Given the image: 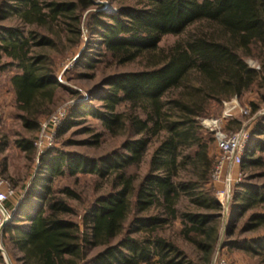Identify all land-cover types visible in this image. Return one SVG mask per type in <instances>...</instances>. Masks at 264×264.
<instances>
[{
  "label": "trees",
  "instance_id": "obj_1",
  "mask_svg": "<svg viewBox=\"0 0 264 264\" xmlns=\"http://www.w3.org/2000/svg\"><path fill=\"white\" fill-rule=\"evenodd\" d=\"M107 1L115 12L101 11L96 0L0 1V22L15 21L0 25V76L14 70L9 85L22 126L32 134L39 131L42 117L51 114L63 87L57 76L58 58L65 53L63 37L70 49H78L84 27L88 31L89 47L77 66L94 67L93 46L116 65L145 66L106 77L57 129L60 136L79 118L92 116L111 134L127 131L131 138L121 150L100 158L46 150L40 157L43 176L19 206L7 204L13 220L3 230L4 247L11 258L20 253L21 264H211L224 208L211 185L214 132L201 120L256 86L264 89V0ZM195 24L205 26L169 48L159 46L163 37L181 36ZM255 56L263 60L261 71L247 62ZM92 100L100 106L94 107ZM263 135L264 116L253 130L243 165L262 164V157L254 156L264 154ZM99 140L97 135L92 144ZM34 143L31 137L15 141L32 155ZM154 143L148 171L139 180L130 170L142 165ZM8 144L2 141L1 150ZM66 172L106 178L111 189L80 216L70 200L81 195L68 186L53 188ZM182 198L192 206L181 210ZM248 214L240 232L264 227V183L236 187L225 243L263 257L264 235L232 239L238 220ZM176 222L182 238L197 246V260L160 233ZM95 248L102 250L90 257Z\"/></svg>",
  "mask_w": 264,
  "mask_h": 264
},
{
  "label": "rangeland",
  "instance_id": "obj_2",
  "mask_svg": "<svg viewBox=\"0 0 264 264\" xmlns=\"http://www.w3.org/2000/svg\"><path fill=\"white\" fill-rule=\"evenodd\" d=\"M96 3H102L103 7L100 9L101 11H116V6L107 0H96ZM14 24V19L0 22V25ZM204 26V24H195L181 36H165L163 37L159 46L163 49L169 48L177 41L185 39L188 33L196 31L199 28H203ZM62 39L66 44L63 48L65 53L63 56L58 58L59 69L57 76L63 87L57 90L52 112L51 114L42 117L40 121V127L45 120L61 109L65 110V120L68 117L69 111L75 104L89 101L90 97L88 95V91L94 89V87L103 82L106 77L115 73L134 72L143 70L145 68L144 64L141 62H135L122 66L116 65L105 55H99V49L97 46H93V48L89 50L94 54L93 59L96 61L94 67L84 68L83 66H77L81 54L85 49H87V47H89L87 46L88 31L84 27L83 43L78 49H70V44L66 41V37H63ZM56 53L57 52H54L55 56H57ZM247 62L250 67L258 71H261L263 67V60L257 56L248 58ZM12 72H14V70ZM12 72H6L0 76V177L5 179L16 191V197L11 201V208H14L19 206L20 202L23 200V197H25V195L32 189L35 181L41 178L43 174L41 172L40 164L41 156L37 153V151L35 150L33 155L28 154L20 150L15 144L16 140L22 138L31 137L36 140L40 131L32 134L25 130V128L22 126L19 116L20 112L16 108L14 93L8 81ZM236 100L240 108L237 107L232 110V118L223 121L221 128L227 133H238L242 130H247L250 134L247 144L248 148L251 142L253 130L257 123L264 116V89L261 90L256 86L245 93L242 97H238ZM90 102L94 107H99L101 104V102L98 100H92ZM252 104L257 105L259 108L255 111ZM245 107H248L250 110L248 115H244L240 110ZM224 110L225 107L223 104L218 107L217 112L212 117L205 119H219ZM203 120H201V124L205 129H207L203 125ZM78 121L79 122L73 125L62 135H56L52 146L49 149H54V151L80 153L86 156L100 158L121 150L122 144L128 138H131L127 131H122L118 134H111L102 125L100 120L92 116L79 118ZM237 122H239V124ZM97 135H100V140L98 144L94 145L92 144V141L96 139ZM262 139H264V135L262 136ZM4 140H7L9 144L2 151L1 143ZM155 145L156 143L150 147L142 165L138 169L134 168L130 170L132 173H137L139 180L148 171L149 160ZM217 153L218 152L215 148V145L213 144L211 146V154L216 157V159ZM245 155L246 154L243 156V161ZM257 157H262L263 161L260 166H253L250 164L243 165L242 163L240 166H235L231 169L233 183L230 193L229 206L227 209L222 211V216H220L217 221L220 239L211 264H219L221 261H224L226 264H264V256L255 257L243 252L242 250L225 247V243L229 239L228 232L231 229L229 217L236 187L246 183L255 185H261L264 183V154L256 152L254 158ZM211 185L214 189L215 197L217 199L218 191L224 188V186L221 184H215L213 182H211ZM67 186L71 187L81 195V199L70 200V203L76 208L77 214L82 216L84 212L92 206L93 202L98 197H101L110 191L112 182L106 178L101 179L92 174H77L76 176H70L67 172L65 176L57 177L54 180L53 188L55 190H60ZM66 199L69 200L68 198ZM191 206L192 205L187 198H182L179 203V208L181 210H186ZM249 215L250 214L238 220V228L236 229V233L232 239L242 240L264 235V227H261L257 231L246 233L240 232L244 224L247 222ZM131 219L132 218L130 217L125 225V231L127 232L130 229ZM3 230L0 236V247L5 251V256H3V254L0 252V255L3 257V262L0 261V264H21L17 260L18 257H21L20 253L15 252V257L12 258L7 253L4 247ZM180 231L181 225L180 223L176 222L172 225L165 226L162 230H160V233L166 238L176 242L182 249L190 254L193 259L197 260V258L200 256V254L197 252V246L182 238ZM101 250V248L90 250V257L95 256Z\"/></svg>",
  "mask_w": 264,
  "mask_h": 264
},
{
  "label": "built area",
  "instance_id": "obj_3",
  "mask_svg": "<svg viewBox=\"0 0 264 264\" xmlns=\"http://www.w3.org/2000/svg\"><path fill=\"white\" fill-rule=\"evenodd\" d=\"M237 98L229 102H224L225 110L219 119H204L203 125L214 132L215 148L217 150L216 164L212 172V182L224 186L217 193V200L223 206L224 210L228 208L230 201V193L233 183V175L231 169L235 166H240L243 163V156L247 152V144L250 134L247 130H242L238 133H227L221 128L223 121L232 118L231 112L235 108H240L237 103ZM244 115H248L250 110L248 107L240 109ZM66 117L65 110H58L47 120H45L40 127V132L35 140V148L37 153L41 156L48 150L57 135V129L61 122ZM16 197V191L11 185L2 177H0V236L4 225L12 220L13 211H11L7 204ZM219 264H226L221 261Z\"/></svg>",
  "mask_w": 264,
  "mask_h": 264
},
{
  "label": "water",
  "instance_id": "obj_4",
  "mask_svg": "<svg viewBox=\"0 0 264 264\" xmlns=\"http://www.w3.org/2000/svg\"><path fill=\"white\" fill-rule=\"evenodd\" d=\"M6 226V224L4 225V227ZM0 252L3 254V256H5V251L3 250V248L0 247Z\"/></svg>",
  "mask_w": 264,
  "mask_h": 264
}]
</instances>
